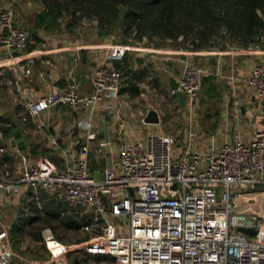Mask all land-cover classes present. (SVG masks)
<instances>
[{
	"label": "built area",
	"instance_id": "1",
	"mask_svg": "<svg viewBox=\"0 0 264 264\" xmlns=\"http://www.w3.org/2000/svg\"><path fill=\"white\" fill-rule=\"evenodd\" d=\"M28 38L15 25L13 0H0V51L21 52ZM105 49L87 92L65 80L25 101L30 117L55 106L75 110L78 115L69 127L82 131V139L70 149L50 139L59 166L50 158L19 155L14 175L0 169V194L25 193L30 208L39 210L42 192H47L72 210L76 220L84 217L85 226L94 231L81 243L84 252L106 256L112 264H264V129L249 140L235 135L214 144L210 138L198 150L192 148L196 133L188 120L179 150L169 135L149 131L141 140L119 143L116 162L91 172L90 160L96 161L110 145L97 138L93 119L113 113L122 78L113 62L128 47L111 44ZM34 57L36 50L24 53L25 59ZM204 73L192 59L181 62L176 83L188 113ZM240 80L264 101V58ZM39 235L47 259L20 258L0 222V264H14V258L23 264H62L65 253L75 247L60 243L47 226Z\"/></svg>",
	"mask_w": 264,
	"mask_h": 264
},
{
	"label": "crops",
	"instance_id": "2",
	"mask_svg": "<svg viewBox=\"0 0 264 264\" xmlns=\"http://www.w3.org/2000/svg\"><path fill=\"white\" fill-rule=\"evenodd\" d=\"M18 1L21 3V0ZM22 1L23 3H19L18 7H20L19 9H25V11L30 9V6H36L38 2V0ZM41 8L42 6L40 9ZM32 15H34L33 12L31 13V17ZM29 22L31 23V20ZM38 38H40L39 35ZM138 44L139 43H133V45L127 44L126 46L128 49L125 53L129 55L128 61L130 68L141 69V71L144 72L141 77L135 81L139 93L140 87H143V82L145 80L150 81V83H158L159 88L165 89L169 96L174 97L175 106L183 109V106L177 105L176 96L170 92L168 79L172 78L176 82L181 62L189 58L205 68V73L202 75L203 78H207L213 85H215V83L218 84L219 88H217V90L220 94L221 102L223 100L230 101L229 104H227L228 108H226L225 105L224 109H220L216 116L215 103L213 104V109H207L201 114H194L192 117L184 116V126L187 127L189 120L191 127L196 133L192 140V144H194L196 148H205L210 138H212L215 144V127L217 128L216 131L219 132L223 139L222 141H230L235 135L241 136L244 132L245 138L249 140L255 131L264 129V101L255 97L251 89L240 80L247 75L250 66L256 60L264 58V43H262V45L249 46H241L236 43H224L223 46H213L198 50L182 48L178 44L174 46L167 43L152 44L148 42L144 44V46H138ZM31 45L33 44L31 43ZM67 48L68 47L63 46H41V49H37L38 57L32 59L24 58L26 47L21 52L13 54L0 51V104L2 103L6 106V109H8H4L3 111L0 110V169H2L1 166L5 163L4 161L11 162L12 160V165L14 164L13 167L15 168L12 169L13 172L6 170L9 175H14L18 171L19 155L26 156L29 159L38 157H32L27 153H22L27 148V141L22 137L24 130L18 127L16 123V121L19 120V123H22V120L20 118L18 119L17 116L19 115L17 114L18 108L20 107L22 111L25 112V101L32 100L44 94L48 88L62 86L65 80H73L78 90L81 92H87L89 90L92 70L103 52L101 53L95 48V52L97 53L96 58L92 56L90 58L86 51L88 47L83 45L72 46L70 48L73 50H71L72 52H68L69 48ZM80 50L84 51L86 63H81L79 60ZM74 55L75 57H73ZM25 70L27 72H25ZM137 95L130 96L127 93H117L116 98L112 102L114 108L113 113L108 116L103 115V117H98L96 115L94 117L93 124L100 121V124L107 125L110 130H113V128H115L113 125H115L116 129L114 131L118 133L117 135L107 136L103 133V131L105 132L104 127L98 126L97 131H95L96 133L98 132L97 138L108 140L110 145L102 149L103 151L96 161L93 159L90 160L88 167L91 172L99 170L107 164L116 162L112 161L111 158L109 161L108 159L106 161L103 159V163L99 162V159L102 158L105 153H109L112 145L110 141L111 138L116 140L118 145L121 142L141 140L147 132L159 129V116L158 124H146L142 122V118L149 106L147 104L143 106L138 105L135 100L131 99ZM125 98H127V102ZM194 105L195 100L192 103V106ZM184 109L186 108L184 107ZM156 112L158 115V111ZM43 114H45V112H41L38 117ZM4 117H6L9 122H13L17 127L22 141V149H19L16 145L11 146L9 144L12 131L6 138L1 136V129L6 126L2 120ZM28 117L33 121L35 129L40 130L41 125L37 122L38 117ZM216 118L218 119L217 121H215ZM74 130L76 131V135L78 133V137L71 140L72 142L67 145H63L57 141L61 147L70 149L71 144H75L82 139V131ZM186 131L185 129L180 142H176L179 143L180 146H182L185 140ZM199 133H203V135L200 136ZM51 138H48V143L50 148L54 150L50 143ZM180 146L178 148H180ZM14 147L16 151L12 150ZM54 152L56 151L54 150ZM56 154L57 159L55 160L51 157L46 158H50V160H53L55 164L59 166L60 158L58 153ZM69 154L72 155V150H69ZM3 195L9 194H0V203L1 200H3ZM42 196L45 197L48 195L42 192L41 197Z\"/></svg>",
	"mask_w": 264,
	"mask_h": 264
},
{
	"label": "rangeland",
	"instance_id": "3",
	"mask_svg": "<svg viewBox=\"0 0 264 264\" xmlns=\"http://www.w3.org/2000/svg\"><path fill=\"white\" fill-rule=\"evenodd\" d=\"M19 3L20 2L18 0H13L15 10V25H17L20 29L24 30L28 34V30L31 29L30 24L33 21V17L40 10L42 4L40 0H38L36 6H30V9H27L25 11V9H19ZM21 3H23L22 0ZM32 12L34 13V15H32L31 17ZM30 20L31 23L29 22ZM68 20V14L63 12L59 17L56 18L55 22L51 24V31L39 29L37 33L40 36L39 42H34L32 39L28 38V43L33 44V48L31 50L37 51V49H41V46H63L69 48L68 52H72L73 50L70 49L72 46L83 45L89 48L86 49L89 57L91 58L92 56L96 58L97 53L95 52V48H97V50L102 53L106 50L105 48L111 44L126 45L123 42L122 35L117 28H114L107 35L97 36L94 29L95 20L92 17H82L71 27L67 25ZM124 41L127 43H139L138 46H144V44L148 42L152 44L167 43L171 46L177 44L176 42L159 40L157 38H141V40L139 41H133L129 38H124ZM260 41L264 43V38L260 39ZM184 43L186 44V42ZM213 43L217 47L220 45L223 46L224 43L234 44L235 42H233L232 38H230L228 34L223 31L220 32V34L215 35ZM259 44L261 45V43ZM214 86L215 93H212V96L207 97L203 95V92L199 87V90L197 91L194 99L195 105L192 106V110L190 111V113H187L188 111L187 109H184V107L183 109L177 108L175 106L174 97L169 96L166 93L165 89L159 88L158 83H150V81L146 80L143 82V87H140V93L136 97H133L131 99L135 100L138 105L143 106L147 104L149 108L151 107L155 111H158L160 124L158 126L159 129L156 130V132L169 135L173 140V147L175 146L177 150H179L178 147L180 146V144L176 142H180L184 134L183 132L185 131V129L187 130V127L184 126V116L192 117L194 116V114H201L207 109H213L214 103L215 116L218 114L217 112L220 109H224L225 105L226 108H228L227 104H229L230 101L223 100L221 102L220 94L217 90L219 86L217 83H215ZM125 99L127 102V98ZM4 109H6V106L1 103L0 110L3 111ZM17 114L20 115L17 116L18 119L20 118L22 120V123H19L20 120L16 121V123L18 127L24 130L22 137L27 141V148L22 153H27L29 156L51 157L55 160L57 159V154L50 148L48 138L54 137L59 143L67 145L68 143L70 144L72 142L71 140L78 137V133L76 135V131L73 128L69 127V125H72L71 122L76 120V116L78 115V113L67 106H55L54 108L45 112V114H43L42 116H37V122L41 125L40 130L35 129L33 121L25 114V112L22 111L20 107L17 110ZM217 120L218 119L216 118L215 121ZM98 126L104 127L105 132L103 131V133H105L107 136L117 135L118 133L114 131L116 129L115 125H113L115 128H113V130H110L107 125L105 126L102 123L100 124V121L93 124L92 130L97 131ZM216 129L217 128L215 127V143L219 144L223 139L221 138L219 132L216 131ZM199 135L201 136L203 135V133H199ZM241 138L247 140L245 138V132L242 133ZM110 141L112 142L110 151L109 153H105L104 156L99 159L100 163H103V159H105V161L108 159L109 161L110 158L112 161H116V145L118 142L116 140H113L112 138ZM192 148L198 150L203 149L196 148L194 144H192ZM4 162L5 163L2 164V169L13 172L12 169L15 167H13L14 164L12 165V160L11 162ZM44 194H47V192H44ZM2 198L4 201L1 200L0 203V222L7 230L11 247L18 257L25 258L27 260L47 259L46 251L44 250L42 245L38 243V240L40 238V229L44 226H47L50 228V231L52 232L54 238H56L60 243L64 244L65 246L75 245V247H71L65 253L64 258L62 259V264H112L111 260H109V258H107L106 256L98 255L99 257H96L95 255H87L84 252L83 248L81 247V243H83V241H85L87 237L90 236L94 231L88 226H85L82 221L79 222V226L77 228H72L66 225L68 219H70L71 217H73L74 219V213L72 212V210H67L66 208H64L62 204L58 203L54 199L52 200V203H49V207L51 206V208H56V204H58L59 208H64V210L59 211L57 218H54V220L51 221V227L42 224L39 217L42 215L43 205H45V202H50L49 198L51 197H41L44 202L41 204L39 210L30 208L32 207V205L30 206L27 202L25 193L3 195ZM28 215L37 216V220L33 222V224L31 225L33 227L31 229L28 225ZM17 229H20V233L17 232ZM13 263L23 264L19 260V258H14Z\"/></svg>",
	"mask_w": 264,
	"mask_h": 264
},
{
	"label": "trees",
	"instance_id": "4",
	"mask_svg": "<svg viewBox=\"0 0 264 264\" xmlns=\"http://www.w3.org/2000/svg\"><path fill=\"white\" fill-rule=\"evenodd\" d=\"M42 8L34 15L29 39L39 42L38 30L51 31L53 24L61 13L68 14V26H73L82 17L95 20L94 29L97 36L109 34L117 28L124 38L139 41L141 38H157L176 42L180 47L198 50L215 46V35L225 32L233 42L241 46L259 45L264 38V0H40ZM186 42V44L184 43ZM26 44V52L32 49ZM79 60L86 63L84 51L80 50ZM129 55L124 53L121 60L113 62L123 79L117 93L135 96L139 93L136 80L144 73L141 69H131ZM200 88L203 95L212 96L214 85L201 77ZM1 129V136L8 137L11 132L10 122ZM43 205L39 217L43 225L51 227V221L57 218L64 208ZM53 209V210H52ZM37 216L28 215L30 229ZM86 223L84 217L76 220L71 217L68 226L77 228L79 222ZM15 232V231H14ZM20 233V229H17ZM38 238V237H37ZM99 257L98 255H95Z\"/></svg>",
	"mask_w": 264,
	"mask_h": 264
},
{
	"label": "water",
	"instance_id": "5",
	"mask_svg": "<svg viewBox=\"0 0 264 264\" xmlns=\"http://www.w3.org/2000/svg\"><path fill=\"white\" fill-rule=\"evenodd\" d=\"M75 57V55L73 56ZM168 86L170 90H172L173 94L177 98V105L182 106L183 105V97L181 93L177 90V83L172 79H168ZM142 122L146 124H156L158 123V115L157 112L152 109L148 108L142 118ZM10 127L12 131V137L9 139V144L11 146L16 145L19 149H22V141L19 136V131L17 127L13 124V122H10Z\"/></svg>",
	"mask_w": 264,
	"mask_h": 264
}]
</instances>
